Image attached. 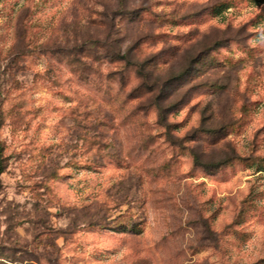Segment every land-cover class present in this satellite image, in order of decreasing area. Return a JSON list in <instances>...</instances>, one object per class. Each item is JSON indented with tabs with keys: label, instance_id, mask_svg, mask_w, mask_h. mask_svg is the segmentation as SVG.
Here are the masks:
<instances>
[{
	"label": "rangeland",
	"instance_id": "obj_1",
	"mask_svg": "<svg viewBox=\"0 0 264 264\" xmlns=\"http://www.w3.org/2000/svg\"><path fill=\"white\" fill-rule=\"evenodd\" d=\"M0 155V264H264V0H0Z\"/></svg>",
	"mask_w": 264,
	"mask_h": 264
},
{
	"label": "trees",
	"instance_id": "obj_2",
	"mask_svg": "<svg viewBox=\"0 0 264 264\" xmlns=\"http://www.w3.org/2000/svg\"><path fill=\"white\" fill-rule=\"evenodd\" d=\"M121 58H123V56L121 57ZM158 107V113H159V116H160V118L161 119H163V116H164V108L163 107H161V105H157ZM164 126H165V124H163ZM0 158H1V155H0ZM3 171V166H0V173Z\"/></svg>",
	"mask_w": 264,
	"mask_h": 264
}]
</instances>
